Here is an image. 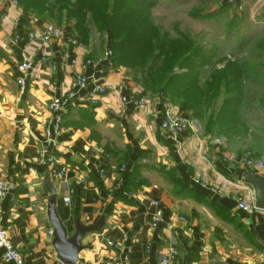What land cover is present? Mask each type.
Wrapping results in <instances>:
<instances>
[{"label": "crops", "instance_id": "crops-1", "mask_svg": "<svg viewBox=\"0 0 264 264\" xmlns=\"http://www.w3.org/2000/svg\"><path fill=\"white\" fill-rule=\"evenodd\" d=\"M154 2L153 18L159 16L163 4ZM166 7L165 14L171 8ZM232 8L226 24L237 21L239 32L248 27L258 36L257 41L264 43V0L254 4L238 0ZM49 25L53 24L21 6L0 7V179L9 187L0 201V223L25 264H60L46 216L50 197L46 182L55 190V209L69 235L75 219L88 226L105 216L103 228L83 239L85 249L77 264H159L169 243L178 253L175 264H264V211L255 208L254 190L243 179L245 172L259 174L224 157L240 159L244 151L229 148L240 144L254 158L264 160V125L260 124L264 117H258L263 111H257L256 119L248 114L254 107H264V98L248 103L246 98L239 100L241 109L233 135L208 133L205 121L200 120L205 124L201 126L171 103L175 114L189 118V129L170 140L160 129L157 101L151 98L141 108L121 102L123 97L147 91L132 71L110 66L112 59L108 62L105 58L110 51L107 33L93 32L87 43L77 40L79 46L28 39L29 33L42 34ZM56 27L67 30L65 24ZM261 43L258 49L256 44L258 55L249 64L246 60L241 63L247 44H237L240 67L251 73L249 79H242L245 87L256 82L261 71L255 68L264 65ZM87 61L91 63L82 68ZM24 62H29L31 69L20 87L18 68ZM80 74L93 82H105L107 92L90 106V83L70 100L61 129L49 144L47 105L66 95ZM217 136H221V144L212 140ZM227 143L231 153H227ZM42 146L66 171L63 184L51 181L38 163ZM101 167L106 171L105 180L98 176ZM123 178L126 191L120 195L116 185ZM176 180L181 188L174 184ZM66 196H70L68 205L63 203ZM237 199L253 206L251 213L238 209ZM152 201L159 202L163 215V225L155 229L150 227ZM0 264H7L1 252Z\"/></svg>", "mask_w": 264, "mask_h": 264}, {"label": "trees", "instance_id": "trees-1", "mask_svg": "<svg viewBox=\"0 0 264 264\" xmlns=\"http://www.w3.org/2000/svg\"><path fill=\"white\" fill-rule=\"evenodd\" d=\"M17 1L16 6L30 10L37 18L46 19L54 23L55 26L65 24L67 35H71L76 41L80 40L82 43H87L93 32L99 35L107 33L113 65L125 67L132 71L134 78L144 88V91L153 95L162 94L164 99L178 105L190 116H196L194 107L197 105L185 97L184 91L187 90V86L193 84L200 73L204 72L203 68L209 66V61L213 56L202 57L199 55L197 60H195L194 54L184 58L178 55L171 58L167 57L168 44L171 41L163 36L153 23L154 0ZM61 42L64 43V40ZM188 45L190 44L183 45L181 49L186 52ZM141 47L142 55L138 56V60L132 61L133 55H136ZM144 60H158L161 64L169 62V69L179 63L180 67L178 68L181 75L173 74L168 79H164L152 69H145ZM226 67L230 68L231 66ZM247 73L246 79H249L251 73L248 71ZM214 80L215 78L211 79V82ZM226 91L229 97L223 102V105L227 107L224 108L222 105L218 107L214 101L210 113L205 116L206 127L208 125L210 128L214 127L208 133L222 135L223 132L216 131V129L218 126L220 129L222 128L225 114L228 112L230 113L228 117H231L236 108L239 107V101L234 98L233 89L226 88ZM235 122H238V119L233 120V123ZM169 176H172L171 172ZM123 180H118V183H122V186L117 190L120 195L126 191V181ZM174 184L181 188L179 180H176Z\"/></svg>", "mask_w": 264, "mask_h": 264}, {"label": "rangeland", "instance_id": "rangeland-1", "mask_svg": "<svg viewBox=\"0 0 264 264\" xmlns=\"http://www.w3.org/2000/svg\"><path fill=\"white\" fill-rule=\"evenodd\" d=\"M160 1L163 2L161 5L162 10L158 11V17L155 16V18H153V23L158 27L160 33L171 41V43L168 44L167 57L171 58L178 55L179 57L184 58L194 54V56H196L195 60H197L199 55H202V57L213 56L209 61V66L207 68H203L204 72L200 73L197 76L198 78H195L194 75H192V77H194L196 80L192 85L187 86V90L184 91L185 97L190 101H193L194 105H197L194 107L196 114L194 118L201 126L203 122L201 124L200 120H203L207 123L205 116L210 113L214 101H216L218 107L219 105H222L224 108L227 107L223 105V102L228 99L227 97H229L226 88L233 89V93H235L234 98H236V100L239 101L242 99L241 101L243 102L244 98H246L245 103H248L250 99L260 101L262 98H264L262 95V91L264 90V73L261 70L263 66H257V68H255L256 71H261L255 76L257 79L255 80L256 82H251L246 85V87L241 83L242 79L245 78L246 74L248 73L246 70L240 67V57L238 56L240 51L237 47V44L240 41H244L247 44L246 50L248 52L243 56L241 63H243V60H246L249 64L250 60L254 59V56L256 57L258 55L257 49L261 42L257 41L258 36H256L252 31L247 30L249 29L248 27H246L244 32H239L240 24H238L237 21L232 20L230 25L226 24L227 19H229L228 12L233 9L232 7L235 6L238 0H235L234 3H229V0ZM243 1L254 4L255 2L260 3L263 0ZM166 5L171 8L165 14V10L168 9ZM153 12L155 13V11H152V13ZM246 12L248 14V11ZM204 15H208L209 17ZM230 17L232 19L237 18V16L232 15ZM244 26L245 24L243 27ZM261 33L264 34V29ZM187 44L190 45H188L187 51L184 52L181 47ZM141 49L142 47L136 55H133L134 57L132 61L138 60V56L142 55ZM261 49L264 51V43H261ZM260 59L261 58H259V60ZM259 60H257V63ZM261 61L264 64V55ZM228 65L231 67L227 68L226 66ZM144 67L145 69H152L157 75H160L164 79H168V77L173 74L176 76L181 75V71L178 68L180 67L179 63L173 65V67L169 69V62L161 64L158 60H144ZM123 68L125 69V67ZM214 78L215 80L211 82V79ZM207 83L211 84L208 85ZM229 83H231L233 86ZM242 93H244V95H242ZM172 107L174 106L172 105ZM244 108L245 106L242 107L243 112H245ZM240 109V107H237L235 113L232 114L231 117H228L230 113L227 112L223 120L222 128L220 129L218 126L217 129L215 128L216 131L219 130L221 132H230L232 133L231 135H233L237 130V126L234 125L233 120L239 118ZM257 111H263L262 113L258 114L259 118L262 114L264 117V107H254V109H252V111L248 114H251L253 119H256ZM186 119L189 120L188 118ZM252 124L253 126L257 125L255 121H253ZM260 124L262 126L264 125L263 123ZM203 125L205 126V124ZM253 126L251 127L253 128ZM258 127L262 129L259 125ZM208 128L212 129L214 127L210 128L208 125ZM192 129L195 132L197 131L194 125L192 126ZM212 140L219 141V144L222 142L221 136L214 137ZM235 145H237V143ZM226 147L228 148V143L226 144ZM229 148L232 151L241 150L244 151L243 153L249 152L240 144L237 146L230 145ZM229 148L227 149V153H231ZM224 157L228 158L230 156L226 155Z\"/></svg>", "mask_w": 264, "mask_h": 264}, {"label": "built area", "instance_id": "built-area-1", "mask_svg": "<svg viewBox=\"0 0 264 264\" xmlns=\"http://www.w3.org/2000/svg\"><path fill=\"white\" fill-rule=\"evenodd\" d=\"M235 0H229V3H234ZM18 3L17 0H0V7L4 4H9L11 6H16ZM28 39L30 41L39 40L42 43H49L50 41H62V47L64 45H73L79 46V42L71 37V35H67L66 31H63L60 28H57L54 25H49L46 27L45 31L42 34H36L31 32L28 34ZM112 56L111 51H107L105 53V58L108 59V62H111L110 58ZM91 62L87 61L82 66L85 68ZM110 66L113 67L112 63ZM31 69V64L29 62H24L19 65V72L22 76H19L17 80V84L22 87L24 83V76L28 75L29 70ZM103 78V77H102ZM103 80V79H100ZM92 83L91 91L88 93L87 102L90 106H94L99 101V98L104 96L107 92V85L103 81H92L91 78L85 76L84 74L78 75L72 83V87L70 91L61 98H53L48 103L47 107L50 112V119L47 122L46 126V136L47 142L49 144L52 143L54 135H57L60 131V126L63 120V111L65 109L66 104L78 97L79 93L86 90L88 86ZM153 99L159 103L160 107V129L163 133L169 137L170 140H175V138L182 132H184L189 127V122L185 117L177 115L173 111V107L171 103L164 99L162 94L153 95L150 92H146L141 96H132V97H123L121 98L122 103L132 104L137 108H141L147 105V102L150 99ZM218 143V141H215ZM232 164H242L248 170H255L259 174V178L264 179V160L256 159L252 156L251 153L246 152L240 159H234L232 157L226 158ZM38 163L43 166L47 173L48 177L53 182H57L59 184L64 183L66 171L58 165L55 158L51 156V154L47 152V150L42 146L38 149L37 155ZM125 170V167L121 169ZM98 176L101 180L106 179V171L103 167L98 170ZM199 184L198 181H196ZM122 186V183L119 182L116 187L119 188ZM204 187V186H203ZM9 187L8 184L0 179V201L5 199L8 194ZM70 202V196L63 197V203L68 205ZM151 206L154 208L153 213L150 215V227L158 228L163 225V215L160 204L158 201H152ZM238 209L242 210L245 213H251L253 210V206L246 203L244 200L237 199ZM179 220L181 222H185L184 217H180ZM51 234V232H50ZM112 247H117L110 243ZM0 252L2 253V258L7 264H25L24 258L22 254L16 249L8 240L7 233L2 227L0 223ZM177 250L173 243H169L166 249V253L161 257L159 264H175V260L177 257Z\"/></svg>", "mask_w": 264, "mask_h": 264}, {"label": "water", "instance_id": "water-1", "mask_svg": "<svg viewBox=\"0 0 264 264\" xmlns=\"http://www.w3.org/2000/svg\"><path fill=\"white\" fill-rule=\"evenodd\" d=\"M243 179L254 190L255 208L264 211V179L249 172L243 174ZM45 189L50 196L47 201L46 216L52 227V246L56 257L60 264H77L80 252L85 249L82 244L83 239L89 234L98 233L103 228L105 216H101L95 224L88 226L75 219L73 222V233L69 235L55 209L56 195L54 188L46 182Z\"/></svg>", "mask_w": 264, "mask_h": 264}]
</instances>
